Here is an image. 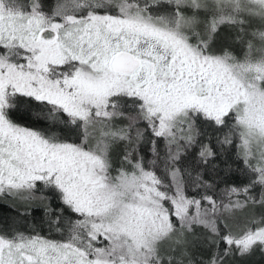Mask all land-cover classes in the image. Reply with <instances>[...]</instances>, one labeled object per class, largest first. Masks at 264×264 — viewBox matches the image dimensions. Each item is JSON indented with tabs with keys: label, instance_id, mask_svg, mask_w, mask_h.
<instances>
[{
	"label": "snow or ice",
	"instance_id": "snow-or-ice-1",
	"mask_svg": "<svg viewBox=\"0 0 264 264\" xmlns=\"http://www.w3.org/2000/svg\"><path fill=\"white\" fill-rule=\"evenodd\" d=\"M0 198V264L264 254V0H0Z\"/></svg>",
	"mask_w": 264,
	"mask_h": 264
},
{
	"label": "trees",
	"instance_id": "trees-1",
	"mask_svg": "<svg viewBox=\"0 0 264 264\" xmlns=\"http://www.w3.org/2000/svg\"><path fill=\"white\" fill-rule=\"evenodd\" d=\"M238 51V50H237ZM120 156V149L113 153L114 162L118 163ZM236 165H233V174L229 179V183H234L236 185H242L245 182L243 174L239 171H235ZM223 187V184H221ZM40 201L33 202L32 205H25L18 201L3 200L0 198V222L8 224L13 223L16 227L21 230H27L31 225H36L38 228H43L46 232V226L43 225V210L40 207ZM10 205H14L10 206ZM52 206L56 207V201H52ZM29 209L31 214L26 216H21L20 212ZM207 255V253H204ZM233 264H264V254L260 251H254L251 255L241 259L239 257L235 258Z\"/></svg>",
	"mask_w": 264,
	"mask_h": 264
}]
</instances>
